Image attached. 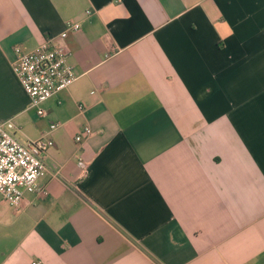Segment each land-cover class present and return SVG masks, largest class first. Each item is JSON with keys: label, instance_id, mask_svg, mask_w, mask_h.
Wrapping results in <instances>:
<instances>
[{"label": "crops", "instance_id": "1", "mask_svg": "<svg viewBox=\"0 0 264 264\" xmlns=\"http://www.w3.org/2000/svg\"><path fill=\"white\" fill-rule=\"evenodd\" d=\"M68 22L78 78L40 116L13 49ZM8 119L54 144L44 192L0 195V264H264V0H0Z\"/></svg>", "mask_w": 264, "mask_h": 264}, {"label": "built area", "instance_id": "2", "mask_svg": "<svg viewBox=\"0 0 264 264\" xmlns=\"http://www.w3.org/2000/svg\"><path fill=\"white\" fill-rule=\"evenodd\" d=\"M80 27V23L68 22L65 31L47 38L33 51L26 52L20 45L13 49L12 69L40 116L46 115L43 103L69 88L78 78L69 62L67 38ZM79 109L85 110L83 105H79ZM51 127L56 128L58 124ZM15 129L13 119L0 121V195L10 206L20 210L25 204V193L44 192L39 179L48 171L45 155L54 142L45 136L22 142L16 137ZM92 134L93 129L85 126L75 140L82 143ZM32 264H42V261Z\"/></svg>", "mask_w": 264, "mask_h": 264}]
</instances>
